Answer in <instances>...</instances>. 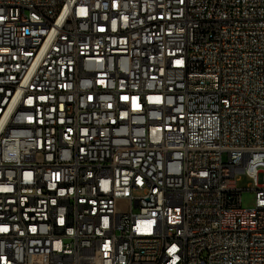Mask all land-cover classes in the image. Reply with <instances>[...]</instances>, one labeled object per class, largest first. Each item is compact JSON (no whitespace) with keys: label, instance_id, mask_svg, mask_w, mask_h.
<instances>
[{"label":"built area","instance_id":"built-area-1","mask_svg":"<svg viewBox=\"0 0 264 264\" xmlns=\"http://www.w3.org/2000/svg\"><path fill=\"white\" fill-rule=\"evenodd\" d=\"M0 264H264V0H0Z\"/></svg>","mask_w":264,"mask_h":264},{"label":"rangeland","instance_id":"rangeland-1","mask_svg":"<svg viewBox=\"0 0 264 264\" xmlns=\"http://www.w3.org/2000/svg\"><path fill=\"white\" fill-rule=\"evenodd\" d=\"M251 184V180L246 175H240L238 179L237 186L242 191V207L244 208H251L255 204V192L249 190V186Z\"/></svg>","mask_w":264,"mask_h":264}]
</instances>
